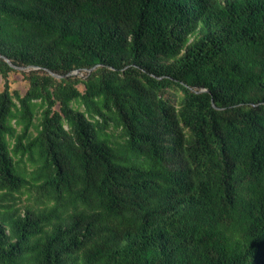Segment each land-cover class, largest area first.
I'll list each match as a JSON object with an SVG mask.
<instances>
[{"label": "trees", "instance_id": "1", "mask_svg": "<svg viewBox=\"0 0 264 264\" xmlns=\"http://www.w3.org/2000/svg\"><path fill=\"white\" fill-rule=\"evenodd\" d=\"M0 55V264H264V0H0Z\"/></svg>", "mask_w": 264, "mask_h": 264}, {"label": "rangeland", "instance_id": "2", "mask_svg": "<svg viewBox=\"0 0 264 264\" xmlns=\"http://www.w3.org/2000/svg\"><path fill=\"white\" fill-rule=\"evenodd\" d=\"M83 73H81L80 75H82ZM9 78V83L11 88H15V89H19L21 92H24L26 87H27V82L23 79L22 74L20 72H11L8 76ZM3 87V79L0 76V90ZM80 89H83L82 85H79ZM28 194H24L21 197V202H19V205H21L23 202H26V198H27ZM32 200H29V202H31Z\"/></svg>", "mask_w": 264, "mask_h": 264}, {"label": "water", "instance_id": "3", "mask_svg": "<svg viewBox=\"0 0 264 264\" xmlns=\"http://www.w3.org/2000/svg\"><path fill=\"white\" fill-rule=\"evenodd\" d=\"M1 56V55H0ZM5 60L8 61V63L14 67V68H17V69H21V70H25V69H29V68H39L38 66H17V65H14L13 63H11L6 57H3ZM97 65L87 69V72H90L91 70H93ZM49 74H51L52 76H54L55 78H61L63 76H66V75H71V74H76L78 73V70H73L72 72H69V73H66L65 75L64 74H59V73H56V72H53L49 69H45ZM80 74V73H79Z\"/></svg>", "mask_w": 264, "mask_h": 264}]
</instances>
